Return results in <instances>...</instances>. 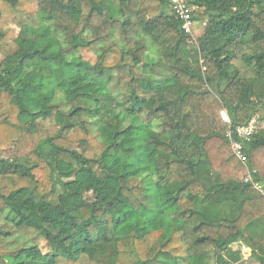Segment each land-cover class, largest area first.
I'll use <instances>...</instances> for the list:
<instances>
[{"label": "trees", "instance_id": "obj_1", "mask_svg": "<svg viewBox=\"0 0 264 264\" xmlns=\"http://www.w3.org/2000/svg\"><path fill=\"white\" fill-rule=\"evenodd\" d=\"M186 2L0 0V264H264V0Z\"/></svg>", "mask_w": 264, "mask_h": 264}, {"label": "built area", "instance_id": "obj_2", "mask_svg": "<svg viewBox=\"0 0 264 264\" xmlns=\"http://www.w3.org/2000/svg\"><path fill=\"white\" fill-rule=\"evenodd\" d=\"M173 6V10L179 15V17L183 20V28L185 31L192 37L193 41H197V36L195 34V26L196 23L194 21V10L195 7L189 6L186 2V0H170ZM255 122H251L248 125L241 126L237 128L238 134L247 140H250L252 137L254 130H255ZM232 132L229 133L231 135ZM232 146L235 151V153L238 155V157L244 162H247V158L245 154L242 151L241 144L235 140L232 141ZM246 180H249L253 183L254 187L264 195V188H262L258 183H256L251 174L247 176Z\"/></svg>", "mask_w": 264, "mask_h": 264}, {"label": "rangeland", "instance_id": "obj_3", "mask_svg": "<svg viewBox=\"0 0 264 264\" xmlns=\"http://www.w3.org/2000/svg\"><path fill=\"white\" fill-rule=\"evenodd\" d=\"M204 28H205V23H202V22L196 23L194 30H195V34L197 37L203 33ZM223 119L226 122H228V120H229V117L225 111L223 112ZM263 126H264V124H263ZM60 167L63 169H72L73 168L72 165H70L68 163H63V162H61ZM79 177L81 180H83L85 182L92 183L94 185L100 184V181L95 176H93L91 174H82ZM244 248L245 247H243L241 241L235 242L230 246V248L226 252V256L231 258L233 261H235L238 264H257V262H255L254 260H252L250 258V256H248L249 249H244ZM243 252H244V257H246L244 259H243ZM210 264H214V263L211 261Z\"/></svg>", "mask_w": 264, "mask_h": 264}, {"label": "crops", "instance_id": "obj_4", "mask_svg": "<svg viewBox=\"0 0 264 264\" xmlns=\"http://www.w3.org/2000/svg\"><path fill=\"white\" fill-rule=\"evenodd\" d=\"M244 249H249L248 256H250V254H251V249H250V248H244ZM248 256H247V257H248ZM244 258H246V257H244V252H243V259H244Z\"/></svg>", "mask_w": 264, "mask_h": 264}, {"label": "bare ground", "instance_id": "obj_5", "mask_svg": "<svg viewBox=\"0 0 264 264\" xmlns=\"http://www.w3.org/2000/svg\"><path fill=\"white\" fill-rule=\"evenodd\" d=\"M229 121V120H228Z\"/></svg>", "mask_w": 264, "mask_h": 264}]
</instances>
